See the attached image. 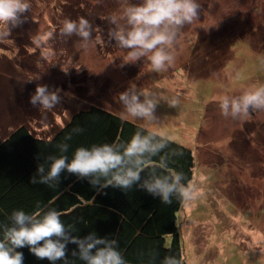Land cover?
<instances>
[{
  "label": "rangeland",
  "instance_id": "374dc122",
  "mask_svg": "<svg viewBox=\"0 0 264 264\" xmlns=\"http://www.w3.org/2000/svg\"><path fill=\"white\" fill-rule=\"evenodd\" d=\"M77 1L93 16L88 47L77 35L60 32L65 19L73 20L69 11L79 10ZM123 2L30 0L23 22L11 28L10 37L0 39L5 59L0 65L10 70L0 74V94L7 93L15 74L25 88L35 85L26 77L33 71L39 74V84L61 89V103L67 98L74 103L55 116V124L49 121L59 106L25 111L30 127L44 138H50L70 112L95 104L188 147L194 158L192 180L200 183L203 196L191 205L184 203L178 214L186 262L264 264V110L226 118L216 100L219 94L239 95L264 83V0H199L198 18L184 25L173 43L174 62L159 72L144 58L125 62L126 51L108 40L112 25L107 18L119 12ZM48 32L52 36L37 44ZM133 84L162 98L176 97L179 103L173 107L161 100L153 122L127 118L117 94ZM20 96L29 102L28 94ZM5 103L7 107L9 100ZM0 122L2 128L11 123L7 115ZM2 132L0 137L8 135Z\"/></svg>",
  "mask_w": 264,
  "mask_h": 264
},
{
  "label": "clouds",
  "instance_id": "9594fccd",
  "mask_svg": "<svg viewBox=\"0 0 264 264\" xmlns=\"http://www.w3.org/2000/svg\"><path fill=\"white\" fill-rule=\"evenodd\" d=\"M29 8L30 0H0V39L10 37L11 28L23 22V13ZM200 11L199 0H138L137 3L124 0L119 12L107 18L112 25L108 40L126 51L125 62L144 58L143 62L153 71H165L174 62L172 46L178 32L196 20ZM60 32L77 35L84 47H88L92 37L91 25L84 17L65 19ZM51 36V32L45 33L36 43ZM97 40L99 42L100 38ZM34 78L39 79V74ZM60 92L59 88L53 90L45 84H37L29 103L51 109L61 101ZM117 100L127 118L147 122L157 120L155 109L161 100L173 107L179 103L176 97L162 98L134 84L119 92ZM216 100L220 114L226 118L236 119L248 115L250 110H264V83L250 86L239 95L219 94ZM82 131L76 126L65 134L64 140L56 145L59 154L44 157L29 182L57 186L61 173L66 171L100 188L110 185L128 190L136 185L164 204L177 199L191 205L202 198L200 183L187 180L183 171L169 166L173 158L182 155V150L171 147L163 131L137 128L126 140L77 146L67 155L73 133ZM142 172L145 175L142 176ZM204 179L202 175L199 177L200 182ZM73 230L72 225L62 221L55 208L38 203L32 212L14 209L6 221H0V264H23V253L17 249L25 246L35 257L47 259L50 264H73L66 255L70 243L75 245L70 256L82 264H129L116 238L100 237L95 232L79 237L72 234ZM160 264H182V261L169 254Z\"/></svg>",
  "mask_w": 264,
  "mask_h": 264
},
{
  "label": "trees",
  "instance_id": "16d2710c",
  "mask_svg": "<svg viewBox=\"0 0 264 264\" xmlns=\"http://www.w3.org/2000/svg\"><path fill=\"white\" fill-rule=\"evenodd\" d=\"M79 3L80 1L76 2L79 10H70V15L73 20L84 17L90 23L93 19L92 14L82 11L80 9L82 5ZM93 28L91 25L92 32ZM0 61L4 63L5 59L0 56ZM7 71L10 70H5L0 65L1 75ZM28 74L27 80L31 83L35 80V85L32 83L31 87L25 88L19 84L22 78L20 74L18 76L13 74V84L8 87L10 89L6 94H0V118L7 115L11 122L3 128L1 127L3 123L0 122V133L8 132L6 137H0V221H6L8 214L14 209L22 208L32 212L39 203L60 212L62 221L66 225H72L73 235L83 237L89 232H95L100 237L116 238L129 264H160L161 259L169 254L178 256L182 264H188L183 255L178 224V214L183 210L184 202L173 199L170 204H164L159 198L136 185L128 190L110 185L100 188L91 185L87 179H78L74 174L66 171L61 173L57 186L50 187L29 182V177L35 173L37 164L49 154L58 155L56 145L76 126L83 131L73 133L72 139L68 142L69 156L72 149L77 146L115 143L128 139L137 128L146 131L150 129L128 119L125 120L104 107L90 104L70 112L69 117L55 133L50 138H44L30 127V122L26 120L28 117L24 115L29 108L37 107L20 96V93L30 96L39 84L34 78L36 75L33 71ZM47 86L50 89L53 87ZM20 99H23L22 104L19 102L17 106L16 103H12L13 100L20 101ZM8 100L9 104L6 107L5 102ZM62 101L53 107L55 109L59 106V109L52 112L50 124H55V116L69 111L67 107L74 104L70 98L61 103ZM6 111L7 114L3 116L2 113ZM169 142L171 147L182 150V155L173 158L169 166L183 171L186 179L192 180L194 175L192 150L174 140L169 139ZM141 175L145 173L142 172ZM67 248L69 253L66 255H69L73 264H82L77 258L70 256V250L75 248V245L70 243ZM17 251L23 253V264H50L47 259L35 257L26 246L18 248Z\"/></svg>",
  "mask_w": 264,
  "mask_h": 264
},
{
  "label": "water",
  "instance_id": "95a60500",
  "mask_svg": "<svg viewBox=\"0 0 264 264\" xmlns=\"http://www.w3.org/2000/svg\"><path fill=\"white\" fill-rule=\"evenodd\" d=\"M249 114H250V115H254V112H252V110H250Z\"/></svg>",
  "mask_w": 264,
  "mask_h": 264
}]
</instances>
